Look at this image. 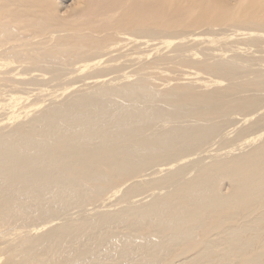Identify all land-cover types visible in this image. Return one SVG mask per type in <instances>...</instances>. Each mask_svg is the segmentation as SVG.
Returning a JSON list of instances; mask_svg holds the SVG:
<instances>
[{
    "label": "bare ground",
    "instance_id": "obj_1",
    "mask_svg": "<svg viewBox=\"0 0 264 264\" xmlns=\"http://www.w3.org/2000/svg\"><path fill=\"white\" fill-rule=\"evenodd\" d=\"M0 264H264V0H0Z\"/></svg>",
    "mask_w": 264,
    "mask_h": 264
},
{
    "label": "rangeland",
    "instance_id": "obj_2",
    "mask_svg": "<svg viewBox=\"0 0 264 264\" xmlns=\"http://www.w3.org/2000/svg\"><path fill=\"white\" fill-rule=\"evenodd\" d=\"M235 1V0H234ZM224 26L223 25H220V26H205V27H202V28H198V29H196V30H193V29H190V32H188V31H186L185 29H186V27L185 26H182V27H179L178 29L180 30V31H184L185 32V34H187V35H185V37H188V39L187 40H185V42H183L184 44H182L183 46H185V47H187L188 48V46L190 45V48L191 49H193L194 50V48L195 47H197V51H195L196 50V48H195V50H194V52L192 51V50H190V51H192V52H190V53H198L197 54V58L199 57V55H200V57L201 58H203V56H202V54L200 53L203 49V51H205L206 49L205 48H213L214 50H216V49H218V47H219V49L218 50H221L220 48H224L225 46H223L222 47V44L224 45V43L225 42H223L222 41V39L224 40V39H226V37H223L224 36V34L223 33H225L227 36H229L230 35V31H227V30H221L220 28H223ZM183 28V29H182ZM212 29H213V31H212ZM200 34V35H199ZM190 35H192V36H194V37H197L198 36V39H195V38H192V39H195V40H198V41H191V36ZM211 36H213L212 38H211ZM200 37V38H199ZM208 37H210V38H208ZM220 40L221 42H219V44H221V45H219L218 44V42L216 41V40ZM204 40V41H203ZM214 40L216 41V42H214ZM218 40V41H219ZM227 40H228V43L230 42V38L228 39V37H227ZM211 41V43H213V44H211V43H209ZM213 41V42H212ZM175 42L177 43L178 41L177 40H175L174 41V43H172V45H169L170 47H164V46H162V54H167V55H170L171 54V52H172V50L175 48ZM188 42V43H187ZM192 42V43H191ZM203 43V44H202ZM217 43V44H216ZM188 44V45H187ZM161 45H165V44H161ZM195 47H194V46ZM219 45V46H218ZM215 46V47H214ZM160 48H161V46H160ZM202 49V50H198V49ZM164 49V50H163ZM189 50V49H188ZM202 51V52H203ZM203 53H205V52H203ZM204 55V54H203ZM196 58V59H197ZM200 58V59H201ZM154 59V57H150V61L151 60H153ZM199 58H198V60H200ZM202 60V59H201ZM75 65V66H74ZM73 66H70V67H66L65 68V71L63 72L65 75H64V77H63V81L62 80H51L49 77L51 76V75H47L44 79H40V81L39 80H33V75H35L36 74V72H30L31 71V67L30 66H28V65H24V66H22V67H20L19 68V66H18V68H17V66H15L16 68H17V70H16V72H18V73H23V72H25V73H27V74H25L24 75V77H26L27 78V80L26 81H30V83L32 84L33 83V85H31V84H28V85H25V86H20L22 89H21V92H23L24 91V88L26 89L25 91L26 92H30V91H32V93H29L31 96H29V95H27V94H22V93H19V96L20 97H24V98H26V97H29V100L28 101H30L31 103H33V102H36V101H39V100H41V99H43V97H41L40 96V94H41V92H40V90L39 89H44L45 91H46V93L47 94H52V93H54V95H56V94H58L59 92L61 93V91H63L64 90V87H67L68 85L67 84H69V83H71L72 81L73 82H75V85H74V87H79L80 85H82V83H79L78 81H81L82 79V77H85V75H87L88 73V71L89 70H85V72H81V73H79V72H77L78 74H72V73H70V71H71V69L73 68V67H78V64L76 63V64H74ZM81 64H79V66H80ZM139 66V64L138 65H136L134 68H137ZM170 66V67H169ZM169 66H161L160 67V69L161 70H159V71H157V73H161V75L160 76H157V75H153V74H150V75H148V77H149V79H150V81L152 82V84H153V86H155V89H156V87H157V90L160 88L161 89V85L162 84H164V83H166L167 81L169 82V86H171V88L172 87H177L176 85H178L179 84V82L180 81H182V84L183 83H187L186 84V86L188 85V86H190L191 87V85L194 83L193 82V80L195 81L196 79H194V78H197V79H200L201 80V82H204V80H208L209 78L211 79V77L210 76H206V75H202L203 73L202 72H200V71H195V70H191L190 71V69H187L186 67H184V66H181L180 67V65H176V66H172V65H169ZM183 68V69H182ZM29 70V71H28ZM156 70V69H155ZM163 70V72H161ZM152 71H154V70H151L150 72H152ZM181 73H180V72ZM186 71H188V73L186 72ZM193 71H194V73L195 72H197L196 74H197V76H194V75H192V76H189L188 78L186 77V73L187 74H192L193 73ZM93 71H91V73H92ZM166 72H168V73H166ZM190 72V73H189ZM171 73V74H170ZM164 74V75H163ZM169 75V76H168ZM182 75H184V76H182ZM158 78V79H157ZM172 80H171V79ZM183 78V79H182ZM131 79H134V76H133V78L131 77ZM152 79V80H151ZM157 79V80H156ZM184 79H188V81H184ZM191 79H193V80H191ZM155 80H156V84H155ZM167 80V81H166ZM184 81V82H183ZM190 81V82H189ZM122 82V81H121ZM177 82V84H175ZM181 83V82H180ZM190 83V84H189ZM157 84H159V85H157ZM171 84H173V85H171ZM175 84V85H174ZM181 84V85H182ZM67 85V86H66ZM29 86V87H28ZM210 87L212 88V86H209V88H207V89H210ZM30 88V89H29ZM87 88V87H86ZM73 92H74V89H72V88H70ZM69 89V90H70ZM85 88L84 87H80L78 90L80 91V90H84ZM199 90H197V91H202L203 89H201V88H198ZM29 90V91H28ZM77 90V88L75 89V92L76 91H78ZM68 91V90H67ZM72 91H70V92H68V93H63L61 96H59V97H57L56 98V101H63L64 99H66V98H69V96H71L70 95V93L71 94H73V92ZM44 93V92H43ZM42 93V94H43ZM45 93V94H46ZM37 98H39L38 100H37ZM45 99V102L43 103V105L42 106H44V107H46L50 102H51V96H48V97H46V98H44ZM55 101V100H54ZM21 104L22 103H20L19 104V106H17V108H19L20 106H21ZM23 104H25V103H23ZM16 108V109H17ZM35 112H33V113H30L29 114V116H27L26 117V119H28L29 117H31L33 114H34ZM26 119L24 120V121H26ZM12 126V125H11ZM9 128H11V127H9ZM5 131H7V130H5ZM234 144H236V143H233L232 145H231V148H232V150H235V152L233 151V153H234V155H238V153L240 154L242 151H245V150H247V149H249L248 147L246 148V147H243V149L244 150H242L241 149V147H237V144H236V146L234 145ZM233 147H234V149H233ZM246 148V149H245ZM121 193V192H120ZM120 194H118L117 196H119ZM117 198V197H116ZM91 207H89L88 209H90Z\"/></svg>",
    "mask_w": 264,
    "mask_h": 264
}]
</instances>
